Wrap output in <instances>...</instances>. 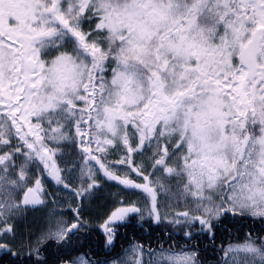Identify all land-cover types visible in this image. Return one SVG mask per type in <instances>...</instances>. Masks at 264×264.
Listing matches in <instances>:
<instances>
[{
    "label": "snow or ice",
    "instance_id": "6c2138e0",
    "mask_svg": "<svg viewBox=\"0 0 264 264\" xmlns=\"http://www.w3.org/2000/svg\"><path fill=\"white\" fill-rule=\"evenodd\" d=\"M100 174L138 198L97 229ZM45 180L78 203L33 239L27 211L60 202ZM229 217L264 223V0H0V264H200L188 246L107 254L133 220L214 240ZM217 250L264 264L251 232Z\"/></svg>",
    "mask_w": 264,
    "mask_h": 264
},
{
    "label": "trees",
    "instance_id": "16d2710c",
    "mask_svg": "<svg viewBox=\"0 0 264 264\" xmlns=\"http://www.w3.org/2000/svg\"><path fill=\"white\" fill-rule=\"evenodd\" d=\"M48 188V187H47ZM51 193V191H50ZM101 196H96V200L101 198ZM93 199V200H94ZM139 218L137 217L136 220ZM264 223L260 220H253L251 218L241 219L236 217L235 219L229 217L225 219L222 223L218 224L215 229V238L211 239L207 235H194L192 239H187L184 237L183 233L186 231H191L197 233L199 230V224L197 223L195 227L189 228L187 225L181 227H175L174 225L161 223L159 225L153 224L151 221H146L143 227L136 224L133 220L127 228H120L119 235L115 242V247L107 254V258L111 259L121 254V249L128 247L131 243H138L144 247L160 248L163 245L164 248L174 247L176 250H180L182 246H188L187 249L197 251L200 264H218L222 261L224 252L222 249L228 243L239 242L242 243L245 234L251 232V228L254 226L255 229H260L264 236ZM97 229L99 226H96ZM97 235L96 232L93 233V237ZM95 251L96 246L92 245ZM97 256L104 258L106 253L104 251L97 252Z\"/></svg>",
    "mask_w": 264,
    "mask_h": 264
},
{
    "label": "rangeland",
    "instance_id": "374dc122",
    "mask_svg": "<svg viewBox=\"0 0 264 264\" xmlns=\"http://www.w3.org/2000/svg\"><path fill=\"white\" fill-rule=\"evenodd\" d=\"M81 107L83 105H80ZM120 157L119 155H112L109 157V161H116ZM65 159H70L69 157H65ZM137 159H139L137 157ZM61 167H64L65 165L61 163ZM117 175L123 176L125 173L123 170H116ZM101 179L99 183L101 184V187L99 188L96 196H101L98 200L96 199H90L84 201L85 206V213L88 218L91 219L94 226H99L103 219L106 218L105 213L109 212L113 207L116 205L113 203V200H119L121 197H126L130 200H135L138 198L137 196V190H131V189H124L122 186L118 185L116 182L112 181H106L102 174ZM130 179L135 180L136 182H142L139 178L135 176V174H132ZM80 183L79 180L73 178V184L78 185ZM45 188L47 189V192L55 193V196H45L42 197V199H45L46 201H51L55 199L56 197L60 198V202H57L55 204L51 202H47L44 206H41L35 210H28L26 215L21 220V231L25 232H32L33 239L37 235H39L42 231L46 230L48 227V222L50 219V214L53 212V210H56L57 212L62 213V218L64 219H70L72 216L71 211H69V208H74L76 206V203L78 201H74L72 199V194L63 189L62 186L55 185L54 182H49L48 180H45L44 184ZM86 186V185H85ZM48 187V188H47ZM119 193V195H116ZM184 205L181 204V206L177 209H173V211H182L184 210ZM239 242H233L231 244H237ZM230 243H228L229 245ZM227 245V246H228ZM226 246V247H227ZM153 249H159V248H153ZM188 251H193L190 249H187ZM122 255V253H121ZM224 256V255H223ZM150 257L148 256L147 252L143 254V261L144 264H148ZM219 264H222L219 263Z\"/></svg>",
    "mask_w": 264,
    "mask_h": 264
},
{
    "label": "flooded vegetation",
    "instance_id": "af4514ba",
    "mask_svg": "<svg viewBox=\"0 0 264 264\" xmlns=\"http://www.w3.org/2000/svg\"><path fill=\"white\" fill-rule=\"evenodd\" d=\"M264 226V225H262ZM252 230V235H260L261 237H264L262 236L263 234L261 233V230L260 229H255L254 226L251 228Z\"/></svg>",
    "mask_w": 264,
    "mask_h": 264
}]
</instances>
